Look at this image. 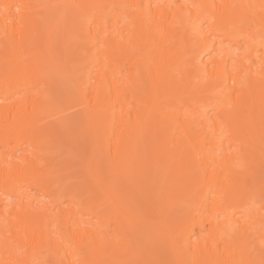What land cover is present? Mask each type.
<instances>
[{"label": "bare ground", "instance_id": "obj_1", "mask_svg": "<svg viewBox=\"0 0 264 264\" xmlns=\"http://www.w3.org/2000/svg\"><path fill=\"white\" fill-rule=\"evenodd\" d=\"M0 264H264V0H0Z\"/></svg>", "mask_w": 264, "mask_h": 264}]
</instances>
